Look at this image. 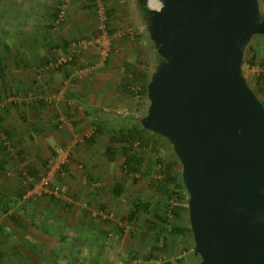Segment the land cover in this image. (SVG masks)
Here are the masks:
<instances>
[{"label":"rangeland","instance_id":"rangeland-1","mask_svg":"<svg viewBox=\"0 0 264 264\" xmlns=\"http://www.w3.org/2000/svg\"><path fill=\"white\" fill-rule=\"evenodd\" d=\"M258 5L264 13V0H258ZM99 6L103 7L108 18L105 32L109 40L110 51L105 58L100 57L99 47L95 43V39L100 35L98 29L100 19L97 14ZM60 12L62 18L57 22L56 19ZM48 16L52 17L53 24L47 23ZM47 29L49 34H45ZM50 40L54 45L51 59L43 64L42 62L35 64L32 70L37 77L39 76L38 78L48 73L62 74L64 77L60 86L67 91L71 84L76 86L79 82L82 87L91 90L93 84L91 80L97 76L107 79L110 89L114 85L113 97L105 101V110H102L106 114L107 123L104 124L102 130L98 131L99 133L94 128L95 126L87 127L83 135L77 137L81 139V143L75 144H85L86 140L96 132L97 136L101 135L104 137L102 140L108 142L102 154H98V162L92 165V168L94 172L99 168L104 169L108 173L107 178L109 174L112 175L111 187L106 193L114 194V186H121L120 193L117 196L112 195L111 206L113 207L106 213L103 222L104 227L109 228L115 240H119L118 237H126L121 246L122 250L128 253L124 254L125 256L127 254L126 257L124 256L125 263L130 264L135 257H138L137 254L135 255L136 250L132 243L134 237L147 236V240L145 238V243L138 250L142 256L141 264L144 262V264H197L198 258L192 256V235L188 231L190 228L188 210L186 211L187 201L180 202L179 216L174 217L171 208L177 204V200L171 197L168 201L167 193L155 190L156 183L165 174V165L172 163L171 171L177 177L181 172V165L173 154L171 144L162 136L143 128V131L140 130L138 141H135L132 146L125 143L129 130L141 128L137 117L145 114L147 106L146 94L140 93L143 81H133L129 72L136 68L146 75L148 81L155 59L143 25L135 13L132 0H0V180L7 184L16 179L19 187L16 189L19 194H14L17 193L15 191L12 195L21 198L29 192L26 198H28L27 203L31 205L58 206L63 209L67 206H86V208L104 206L103 193H100L101 195L97 198L96 194L94 196L72 194L66 191L61 179L58 178L60 171L65 170L61 168L69 161L71 154L72 148L66 144L54 143L48 158L45 159L46 162L41 164L39 169L32 165L34 163L32 154H25L23 160L18 163L13 161L12 156L17 155L15 150L17 147L9 139L13 134L10 127L13 123L20 126L24 124L23 127L27 124L22 116L19 123L13 122L16 115L20 116L18 104L24 102L27 108L34 109L38 103V106H42L43 100H48V98L42 95L43 83L39 86V82L37 84L28 82V77L25 81L18 82L16 75L11 71L19 63V48H25L24 54L28 60L31 57L29 53L33 54L38 47L42 48L44 42ZM258 40L262 41L261 38ZM256 41L251 38L244 49L243 63L245 64L242 63V70L248 86L253 92L257 90L256 97L264 101L263 43L256 54L258 57L255 61H251ZM38 61V59H33L35 63ZM112 62L118 65L111 67ZM20 71L25 72V69ZM110 82L114 84L110 85ZM258 84H260L259 87ZM259 89L261 91H258ZM37 91L41 94L33 93ZM120 127L121 130H119ZM146 140H148L147 145L141 143ZM3 141H8V145H3ZM57 147L65 148L67 157L62 162L59 159L54 161L57 163V168L53 171L52 182L47 187L39 186L41 178L46 176L53 164ZM125 150L127 154L135 152L143 158L138 172H129L123 167ZM109 154L112 155L111 160L107 159ZM80 167L77 166L79 169L77 173L85 175L89 172L84 167ZM94 172L92 171V177L89 178L90 186L92 184L97 186L100 183L99 178L93 180ZM79 182L76 180V185H79ZM61 185L65 189H62ZM54 186L58 187L56 195L48 193ZM0 189L3 188L0 187ZM183 195L187 197L186 192ZM2 197L3 195L0 194V200ZM166 201L169 202L170 211H168V221L164 224L157 221L153 215L157 208ZM139 202H146L150 205L143 212L138 210L142 213L141 219H129L130 208L135 209V204ZM9 209H11L10 206H0V252L12 250L10 247L12 237L7 236L10 234L5 232L8 221L3 216ZM7 217L9 222L16 221L15 226L21 225L19 221L12 220L8 215ZM152 221L156 224L155 228L149 225ZM33 224L43 228V224L39 221ZM174 227L180 228L183 232L170 237L168 232ZM153 229H162L164 233L160 237L166 236L172 241L169 245L168 256L161 251V238L156 240ZM116 247H118L117 243H115ZM2 262L0 258V264Z\"/></svg>","mask_w":264,"mask_h":264},{"label":"water","instance_id":"water-1","mask_svg":"<svg viewBox=\"0 0 264 264\" xmlns=\"http://www.w3.org/2000/svg\"><path fill=\"white\" fill-rule=\"evenodd\" d=\"M154 52L140 126L181 165L197 264H264V107L242 70L258 0H132Z\"/></svg>","mask_w":264,"mask_h":264},{"label":"crops","instance_id":"crops-1","mask_svg":"<svg viewBox=\"0 0 264 264\" xmlns=\"http://www.w3.org/2000/svg\"><path fill=\"white\" fill-rule=\"evenodd\" d=\"M47 19L49 25L53 24L51 16H48ZM45 34H49L48 29ZM53 47L51 40L44 42L42 48L38 47L33 54L29 53L31 57L28 60L24 54L25 48L18 49L19 63L15 65V70L12 68L11 73L16 75L18 82L25 81L28 77V82H36V84L39 82V86L43 83L42 95L48 100L44 99L42 106H38V103L34 109L27 108V104L24 102L18 104L20 116L16 115L17 118L15 117L13 122L19 123L22 116L23 119H26L27 124L23 127L24 124L20 126L13 123L14 125L12 124L10 127L13 134L9 139L16 145L17 149L15 150L18 155L12 156L13 161L18 163L23 160L25 154H32L34 161L32 165L39 169L41 164L46 162L45 159L48 158L54 143L66 144L72 148L71 154L69 161L61 168L65 170L60 171L58 178L61 179L66 191L72 194L77 193L82 196L96 194L97 198L101 195L100 193H103L104 206L88 208L86 206H67L63 209L58 206L31 205L27 203L28 198H26L29 192L22 195L21 198L12 195L15 191L17 193L14 194H19L16 179L10 183L7 182V184L0 180V187L3 188L0 189V194L3 195L0 206L11 207L3 216L8 222L7 215L12 220L21 223L20 226H15L16 221L9 223L6 221L5 232L10 234L7 236L12 237L10 244L12 250L0 252V258L3 261L1 264H126L124 260L126 251L121 248L126 237H118L119 240H115L110 234L109 228L104 227L103 222L106 213L113 207L111 206L113 193H106L111 187L112 175L109 174L107 178L108 173L104 169L99 168L94 172V168H92V165L98 162V154H102V150L108 146V142L102 140L104 137L97 136L96 133L102 130L104 124L107 123L106 114L102 110H105V101L113 97L114 85L110 89L109 81L103 76H97L91 80V82L93 81L92 92L88 88L82 87L80 82L76 86L71 84L67 91L60 86L64 77L62 74L48 73L38 78L39 76L37 77L32 70L35 64L40 62L43 64L51 59ZM33 59L39 61L35 63ZM112 63L111 67L118 65V63ZM21 69H25V72L20 71ZM111 84L114 82H110ZM33 93L41 94L39 91ZM91 126H95L97 131L95 135L90 136L85 144H75L81 143V139L77 137L83 135L86 128ZM121 129L120 127L119 130ZM3 145H8V141H3ZM77 166L84 167L89 172L81 175L77 173L79 171ZM92 171L94 172L93 180L100 179L97 186L95 184L90 186L88 183L89 178L92 177ZM76 180L80 181L79 185H76ZM106 180L107 182H105ZM17 187L18 189H16ZM60 187L64 188L62 185ZM116 187L117 185L113 190ZM133 210L130 208V211ZM139 211L143 212V210ZM137 218L141 219L142 213L136 214L134 219ZM37 221L43 224V228L33 224ZM145 238L147 240V236L134 237L132 240L136 250L135 255L137 254L138 257H135L130 264H141L142 256L138 250L145 243ZM115 243L118 244L116 248Z\"/></svg>","mask_w":264,"mask_h":264},{"label":"trees","instance_id":"trees-1","mask_svg":"<svg viewBox=\"0 0 264 264\" xmlns=\"http://www.w3.org/2000/svg\"><path fill=\"white\" fill-rule=\"evenodd\" d=\"M252 38L257 40L256 45L254 46V49H253L254 50L253 56H251V61H255L256 58L258 57L256 54H258V51L261 48V45L264 44V36H260V37L254 36ZM259 38H261V40H262L261 42H259L260 41V40H258ZM262 58H264V56ZM244 64H245V62L243 63V65ZM129 75L133 81H139V80L143 81V83L141 84V87H140V93L145 95L146 94L145 85L147 82L146 75L141 73V71L136 69V68L131 69V71L129 72ZM259 86H260V84H258V87ZM258 91H261V90L259 89ZM254 92L256 94L257 90ZM259 100L261 101V103L264 107V101L261 99H259ZM140 130L143 131L142 127L141 128L140 127L139 128H132L131 130H129L128 136L125 139L126 140L125 143H127L129 146H132L135 143V141H138V137L140 136V134H139ZM154 134H156V133H154ZM156 135H158V134H156ZM158 136H160V135H158ZM141 143L142 144L145 143V145H147L148 140H146V142H141ZM141 143H140V145H142ZM108 159L111 160L112 155L109 154ZM142 161H143V158L139 157L135 152H131L130 154H127L126 150L124 151V162H123L124 166L123 167L126 168L129 172H135V173L138 172L139 167L142 164ZM172 167H173L172 163L165 165V167H164L165 174L161 178V180L158 183H156V189L155 190L157 192L167 193L168 194L167 195L168 201L171 200V197H174V199L177 200V204L171 208V211H172L174 217H178L180 209H181L179 204L183 200L187 201V197L183 195V194H185V191H184V187H183L182 182H181L180 174H178V177L175 176L173 174V172L171 171ZM180 188H182V189H180ZM120 190H121V186L120 187L117 186L113 195L117 196L120 193ZM168 201L162 203V205H160V207L157 208V210L155 211V214L153 215V217L157 221H160L164 224H166V222L168 221V218H167L168 217V211H170V205H169ZM149 205L150 204L146 203V202H142V203L139 202V203L135 204V209L129 213V219H134L136 214L139 213L138 210L144 211L146 208L149 207ZM186 211H187V205H186ZM149 225H150V227L155 228L156 224L154 221H152V222H149ZM152 228H150V229H152ZM153 230H154L153 233L156 237V240L158 241L160 235H162V233H164V231L162 229H153ZM188 231H190V229H188ZM181 232H183V231L180 228L174 227V228H171L169 230L168 235H170V237H171L172 235L178 234ZM160 238H161V242H162L161 249L166 254V256H168L169 255V248H170L169 245H171L172 241L166 236L160 237Z\"/></svg>","mask_w":264,"mask_h":264},{"label":"built area","instance_id":"built-area-1","mask_svg":"<svg viewBox=\"0 0 264 264\" xmlns=\"http://www.w3.org/2000/svg\"><path fill=\"white\" fill-rule=\"evenodd\" d=\"M149 5L151 8H157L154 0H151ZM97 14H98L99 19H100V25L98 26V29L100 31V35L95 39V43L99 47L100 57L105 58L106 56H108V53L110 51L109 40L106 37V32H105V28H106V24L108 22V18H107V15H106L102 6H99ZM61 18H62V14L60 12L56 21L57 22L61 21ZM66 157H67V152H66L65 148H61V147L55 148V156L53 158V164H52L50 170L47 172L46 176L41 178L39 186L47 187L48 184H50V182H52L53 171L57 168V163L56 162L54 163V161H57V159H59L62 162V161H64V159ZM47 189H45V192H47ZM57 191H58V187L54 186V188L50 189V191L48 193H53L54 195H56Z\"/></svg>","mask_w":264,"mask_h":264}]
</instances>
